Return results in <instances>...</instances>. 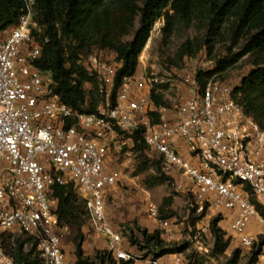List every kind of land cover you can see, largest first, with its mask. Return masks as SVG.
I'll list each match as a JSON object with an SVG mask.
<instances>
[{
	"label": "built area",
	"instance_id": "obj_1",
	"mask_svg": "<svg viewBox=\"0 0 264 264\" xmlns=\"http://www.w3.org/2000/svg\"><path fill=\"white\" fill-rule=\"evenodd\" d=\"M36 32L42 34L29 6L0 34V231L15 236L14 244L18 234L31 239L44 264H66L68 228L61 225L53 187L73 184L85 201L90 228L108 238L105 252L118 262L136 263L108 223L106 196L117 177L105 173V162L110 137L140 132L177 188L193 194L199 212L208 206L232 213L233 238L245 251L257 250L258 264H264V234L249 232L255 221L264 226L251 199L264 209V129L235 100L234 85L217 76L201 82L200 75L213 72L216 63L205 53L186 58L168 80L137 71L123 80L113 102L117 68L93 59L91 69L85 61L92 73L103 72L99 78L106 86L97 113L87 114L62 103L52 75L36 66L49 42L38 41ZM164 86L175 98L157 106L153 93L163 96ZM149 212L158 217L153 204ZM159 230L171 237L172 222L162 221ZM0 264H16L13 249L1 243ZM175 264L186 262L179 257Z\"/></svg>",
	"mask_w": 264,
	"mask_h": 264
},
{
	"label": "trees",
	"instance_id": "obj_2",
	"mask_svg": "<svg viewBox=\"0 0 264 264\" xmlns=\"http://www.w3.org/2000/svg\"><path fill=\"white\" fill-rule=\"evenodd\" d=\"M29 6L33 10L35 22L42 30V34L35 33L37 40L43 42L45 37L49 40L47 44L43 43L42 56L36 66L52 75L53 88L62 103L87 114L97 113L99 105L104 101L99 74H93L83 63L84 56L95 49L106 50L117 56V73L112 96L114 102L123 80L138 71L139 57L151 37L155 24L162 17L166 19L162 30L165 37L172 34L177 19L184 23L193 20L206 21L212 34L216 35H221L225 25L231 24L233 45L243 42L241 52L231 58L214 61L217 68L205 76L200 75V80L205 84L241 58L252 57L254 70L236 87L235 100L264 129V0H0V34L14 27ZM113 21L127 32L133 33L131 42L114 41ZM207 45L210 43L207 42ZM201 53H205L208 58L205 47H194L188 42L180 49L179 58H194ZM210 55L212 56V48ZM86 84L92 85L93 91L86 92ZM152 98L157 106L167 105L162 95L153 93ZM128 139L133 143L136 152L148 149L140 132L128 135ZM75 191L73 184L53 187V197L59 201L61 225L75 226L78 229L77 264H135L133 261L118 262L107 252H98L94 258L84 255L83 229L87 226L89 218L85 201ZM251 199L264 218V210L254 201L253 196ZM165 204L167 201L160 209V221L173 217L165 214ZM207 211L208 206H205L200 219L207 215ZM220 222L221 217L213 218L210 224L215 240L209 255L212 259L225 256L230 247V241L219 226ZM134 227L142 237H137L134 229L129 226V239L132 246L145 253L146 259L152 257V261H158L169 254H185L191 247L190 243L176 245L165 242L161 231L149 234L137 224H134ZM192 227H196V222H193ZM14 245L16 264H44L36 244L25 235L16 239ZM26 245H31L32 250L26 252ZM258 255L257 250L253 252L251 264H257ZM240 256V251L233 254L234 264H237Z\"/></svg>",
	"mask_w": 264,
	"mask_h": 264
},
{
	"label": "rangeland",
	"instance_id": "obj_3",
	"mask_svg": "<svg viewBox=\"0 0 264 264\" xmlns=\"http://www.w3.org/2000/svg\"><path fill=\"white\" fill-rule=\"evenodd\" d=\"M165 25V17H162L155 24L151 37L139 57V72L156 73L160 78L168 80L169 75H175L185 66L186 58L180 60L179 51L188 42H191L194 47H205L208 59L211 61L225 60L227 57L231 58L241 52L243 42L241 41L239 45H233L231 24L225 25V30L221 32V35H216L212 34L209 23L206 21L193 20L184 23L177 19L173 32L168 37L162 33ZM112 31L113 39L117 43H127L133 40V33L127 32L115 21L112 22ZM207 42L210 45H207ZM210 48H212V56L210 55ZM93 59H97L98 63L105 67L115 68L118 63L117 56L106 50L95 49L92 53L84 56L88 66L92 64L93 61L91 60ZM84 60L83 62H85ZM90 68L92 69L91 66ZM253 70V58L246 56L227 70L219 73L216 79L238 87ZM99 73L102 74L103 72ZM105 88V84L102 83L101 89ZM85 90L89 93L93 91V86L86 84ZM161 90L164 92V100L167 104H171L175 98L174 93L169 86H164ZM117 139L120 142V153L116 154L112 159L113 163L110 164V169L118 174L116 192L108 195L106 199L110 220L114 221L119 216V219L125 222L124 227L134 226L138 221L139 210L146 209L149 204H153L157 208L159 218L160 209L167 201L165 204L167 208L164 209V212L166 215H173L172 219L169 220L179 228L181 236L178 242L171 244L190 243L191 247L184 256L191 264H234L233 254L236 251H240L242 254L237 264H251L253 254L243 251L237 247V244H232L229 253L218 259L202 256L199 248H210L215 245V240L211 236L210 224L213 218L220 216L209 208L207 215L200 219L202 212L197 210L193 194L189 191H180L177 188L174 179L165 173L164 161L161 156L152 153L147 148H144V151L136 152L128 136L121 135L116 138V141ZM75 192L78 195L77 191ZM254 201L257 203L255 199ZM193 222H196V227H192ZM66 227L68 233L64 238L65 249L74 250L77 245L78 229L75 226L66 225ZM132 228L134 229V227ZM203 229L207 230L208 237L203 233ZM122 234L125 244L131 245L127 229H122ZM20 235L18 234L15 239L21 238L22 235ZM14 237L0 231V243L3 244L4 242V246L9 250L14 248ZM127 248L130 247L127 246ZM31 250L32 248L29 246L25 251ZM136 257L139 261L148 259L152 261V257L145 258V253H136Z\"/></svg>",
	"mask_w": 264,
	"mask_h": 264
},
{
	"label": "crops",
	"instance_id": "obj_4",
	"mask_svg": "<svg viewBox=\"0 0 264 264\" xmlns=\"http://www.w3.org/2000/svg\"><path fill=\"white\" fill-rule=\"evenodd\" d=\"M120 148L121 147H120L119 140L117 139V141H116L115 137H110L108 156H107V160L105 162V173L108 175H113L116 177L118 175L115 171H113V169H110V164H111V162L113 163L112 159L116 156V154L120 153ZM185 156L189 161L194 162V160L187 153H185ZM117 181H118V179H117ZM115 192H116L115 187H113L108 191L107 196L112 195ZM107 196H106V199H107ZM149 206H150V204L146 207V209H140L139 210L137 225L142 230H146L149 234H153L156 231H160L159 226H160V223L162 221H159L158 217L155 218L150 214ZM211 210L216 212L214 209H211ZM216 213L221 217V222H220L219 226L224 231V233L226 234V239L230 241V247L227 250L225 255H227L229 253V251L231 250L232 244H237V247H239L240 249L245 251L241 247L239 242L233 238V234L230 230V225H231L232 220L234 219V215L230 212H222V213L216 212ZM106 215H107L108 223L113 227V229L117 233H120L121 235H123L122 229L123 230L127 229L126 227H124L125 222L120 220L119 216H117V219L114 221L110 220V215L108 213L107 207H106ZM169 221H171V220H169ZM130 226L134 227L133 225H130ZM202 231H203V233H205L206 237H208L207 230L203 229ZM134 232H135V235L137 237H139V238L142 237L141 233L138 230H135V227H134ZM249 232L252 234H264V226L259 225L255 221L251 224V226L249 228ZM83 234H84L83 251H84V255L86 257L94 258L96 256L97 252H100V251L105 252L108 249V238L101 233L93 231L89 225L83 229ZM162 238L167 243L178 242L179 239L181 238L179 228L177 226H175L174 224H172L171 237L168 235L162 234ZM212 238H213V236H212ZM127 246L130 248H127ZM63 247H64V250L66 252V259H67L66 264H77L76 249H74V250L65 249L64 240H63ZM124 247L130 253L134 254L135 256H136V253H140L138 248L136 246H132V244L128 245V243H127L124 245ZM199 252L202 256L210 258L209 257L210 254H206V253L201 252V251H199ZM245 252H248V251H245ZM248 253H250V252H248ZM251 254H253V253H251ZM179 257L183 258V260H185L186 264H191L189 262V260L186 259L184 254L166 255V256L159 259V263L160 264H175ZM150 263H151V260H149V259L145 260V261H139V259H138V261L135 264H150ZM257 264H258V260H257Z\"/></svg>",
	"mask_w": 264,
	"mask_h": 264
}]
</instances>
